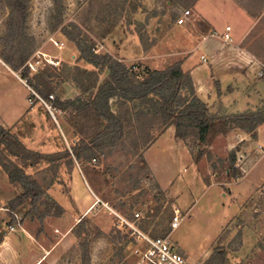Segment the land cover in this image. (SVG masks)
I'll return each mask as SVG.
<instances>
[{"label": "rangeland", "instance_id": "rangeland-1", "mask_svg": "<svg viewBox=\"0 0 264 264\" xmlns=\"http://www.w3.org/2000/svg\"><path fill=\"white\" fill-rule=\"evenodd\" d=\"M236 1L249 15L260 18L256 30L264 32V0ZM17 3L26 12L23 18L14 13L12 19L13 5ZM191 8L174 0H0V55L12 57L16 66L20 59L25 60L18 67L17 73L26 84L27 81L35 82L36 76L52 75L42 80V83L45 93L52 94L54 99L58 96L62 101L76 98L89 100V92L86 90L95 80L102 83L107 73L99 72L82 60L75 44L68 37L78 35L79 39L87 41L93 47L95 53L109 54L122 63L124 57L131 58L132 61L128 62L131 63L130 68L142 80L147 70H165L179 61V56L172 54L173 49H169L170 56H163L159 51L160 48L163 50L162 45L156 48L155 58L146 67L143 68L145 64L138 57L142 52L147 55L153 46H159L158 43H164L165 39L167 43L171 36L166 37L165 34L176 25L180 13ZM187 27L192 31L203 28L201 25L199 28L195 26L196 30L191 26ZM11 32L14 37L7 40ZM66 33L71 36H66ZM262 34L264 37V33ZM138 45L141 51L136 52L135 47ZM170 46L174 44L171 43L168 47ZM262 46L264 47V38ZM93 71H97L98 76L91 75ZM207 73L205 68L201 70L205 85L208 83ZM28 87L32 89L30 85ZM181 94L186 96L187 91L182 90ZM131 105L128 104L129 108ZM111 109H118L114 101ZM54 118L45 109L35 105L29 108L20 122L8 129L28 149L34 151L54 153L77 146L81 148L82 156L87 151L92 154V159L81 157L76 160L73 157V165L80 163L91 167L82 169V173L77 175L79 181L76 186L80 194L93 197V191L103 198L102 201L128 216L139 210L143 216L141 227L151 235H165L169 232L174 202V197L167 195L169 191L181 194L180 202L188 201V206L198 198L192 210L194 221L199 220L204 224L205 221L220 220V211H205L204 208L220 203L224 191L217 186L204 191L211 175L201 179L199 175L195 178L191 174V155L195 159L200 151H208L214 160L228 157L229 152L224 157L213 155L208 148L213 139L209 145H201L200 148L196 147L197 143L191 137L180 139L185 144L183 147L177 143L174 132L172 142L160 140L158 136L143 144L146 132L135 126H126L123 135L110 143L102 137L104 125L87 111L76 113L73 109H57ZM83 140L88 148L81 147ZM146 158L155 179L150 176L151 170ZM64 161L59 160L58 167L55 163L43 161L35 167L26 168L44 188V202L38 203L36 209H31L24 202L12 212L7 206L17 196L18 187L8 180L0 167L2 233L10 230V225H21L48 245L64 230L65 218L69 217H65V211L73 217L77 216L70 200L68 184L73 165L69 168ZM207 163L213 172L208 159ZM226 165V162L217 163V171L212 179L224 181ZM184 167L186 171H183ZM102 173L106 175L108 182ZM54 174L60 175L62 182L51 184ZM187 179L191 184H187ZM48 198L56 200L62 206L60 215L56 214V209L47 206L45 202ZM223 201L229 200L225 198ZM186 209L187 207L183 211ZM240 216L237 224L246 222L256 234L261 235L255 264H264V193H254L246 201ZM78 217L82 220L71 231L72 241L55 264L135 263L127 236L116 229L115 217L106 208L99 204L87 215ZM192 219L186 214L180 226L173 231L171 239L179 238L182 234L190 235L188 222Z\"/></svg>", "mask_w": 264, "mask_h": 264}, {"label": "crops", "instance_id": "crops-1", "mask_svg": "<svg viewBox=\"0 0 264 264\" xmlns=\"http://www.w3.org/2000/svg\"><path fill=\"white\" fill-rule=\"evenodd\" d=\"M191 12L195 26L199 28L201 25L202 30L192 31L187 26L177 24L171 27L165 34L166 37L171 36L167 39L168 44L164 38V43H158L159 46H153L147 55L142 52L138 57L145 64L143 68L151 63V59L156 56V48L162 45L163 50L160 48L159 51L163 56L171 55L169 49H173V55L179 56L182 70L190 74L196 97L206 104L210 114L235 115L260 110L264 106V79L257 77L258 62L264 60V32L256 30L260 18L249 15L236 0H197ZM226 28L229 30L226 31ZM212 33L215 35H211ZM224 34L229 35V41L223 39ZM171 43L174 46L169 48ZM135 48L136 52L140 50L139 45ZM121 56L124 57L122 54ZM122 61L130 67L131 63L128 62L132 59L124 57ZM203 68L208 70V76L205 74L208 77L207 85L204 84L201 74ZM24 81L0 55V127L10 128L27 115L30 108L27 102L29 87ZM174 132V127L170 125L158 139L172 142ZM176 141L185 146L180 139L176 138ZM236 147L235 165L241 171V176L236 179H212L215 172H211L206 157L201 156L195 160L191 155L192 176L197 178L199 175L204 179L211 175L204 191L213 186L224 191L220 203L204 208L205 211H220V220L205 221L204 224L199 220L194 221L192 210L198 198L188 206V201L180 202L181 194L170 191L167 194L174 197L172 205L192 219L188 222L190 235L182 234L179 238L171 239L177 250L191 261H199L200 264H255L258 257L261 235L256 234L246 222H237L245 209L246 201L256 192L264 193V123L257 126L256 138L238 127H233L227 133L215 136L208 148L213 155L224 157L226 152ZM146 162L151 170V178L155 179L148 158ZM84 168L91 169L78 163L73 165L69 174V195L77 216L73 217L65 211V217H69L63 216L66 219L64 230L48 245L23 226L10 225L11 229L2 233L0 264L57 262L72 241L71 231L80 221L78 216L87 215L95 207L92 206L96 198L103 200L93 191L91 197L80 194L77 190V175L82 173ZM183 171H186L185 167ZM102 175L108 182L106 175ZM188 179L189 185L191 182ZM101 195L103 197V193ZM225 198L229 201H223Z\"/></svg>", "mask_w": 264, "mask_h": 264}, {"label": "trees", "instance_id": "trees-1", "mask_svg": "<svg viewBox=\"0 0 264 264\" xmlns=\"http://www.w3.org/2000/svg\"><path fill=\"white\" fill-rule=\"evenodd\" d=\"M174 1L186 7H193L197 0ZM18 3L13 5L12 19L14 13L19 18H23L26 12V9ZM67 34L71 36L69 33H66V36ZM13 37V32H11L6 39ZM68 38L75 44L82 60L99 72L107 73V76L102 83L96 80L91 83L89 89L86 90L89 92V100L76 98L62 101L57 96L52 100L53 107L63 110L73 109L76 113L89 112L104 125L102 137L110 143L123 135L126 126H135L138 130L146 132L142 139L144 144L154 140L172 125L176 138L191 137L196 141V147L200 148L201 145H209L215 136L225 134L233 127H238L256 138L257 126L264 123V106L258 111L242 114L220 116L210 114L206 104L196 97L190 74L181 68L182 61L175 62L165 70H147L146 76L140 80L130 67L109 54L95 53L93 47L87 41L79 39L78 35ZM1 57L14 71H17L25 61L20 59L19 65L16 66L12 57L5 55ZM83 72L89 74L86 71ZM96 72L93 71L90 74L98 76ZM51 76H36L35 82L27 81V84L37 94L48 99V96L52 94L45 93L42 80ZM182 90L187 91L186 96L181 94ZM113 101L117 104L116 111L111 109ZM128 104H132L130 108ZM39 107L45 109L41 105ZM82 143L81 147L88 148L84 140ZM236 149L237 147L232 149L226 159L218 158L217 160L213 159L210 152L200 151L195 160L206 155L213 172L217 171V163L226 162L227 165L224 167L226 177L239 178L241 171L235 165ZM80 150L81 148L73 146L71 149L64 148L54 153L34 151L28 149L17 135L11 133L10 129L0 127V167L8 180L18 187L17 196L10 200L7 206L9 211H14L24 202L28 203L31 209H36L38 203L44 202V188L26 171V168L35 167L43 161L55 163L54 165L58 167L59 160L62 159L70 168L73 165V157L76 160L81 157L93 158L88 151L82 156ZM55 182H62L60 175L52 176L51 184ZM48 199L45 202L47 206L56 209V214L60 215L63 211L62 206L56 200ZM2 237L3 234L0 231V241Z\"/></svg>", "mask_w": 264, "mask_h": 264}, {"label": "built area", "instance_id": "built-area-1", "mask_svg": "<svg viewBox=\"0 0 264 264\" xmlns=\"http://www.w3.org/2000/svg\"><path fill=\"white\" fill-rule=\"evenodd\" d=\"M176 24L191 26L195 29L191 10H183L176 19ZM228 30L229 28H226V31ZM211 35H215V33ZM223 39L229 41V35L224 34ZM201 59L204 60L203 57H201ZM258 65L257 77L264 79V62H258ZM24 83H26V81H24ZM53 99V95H49L48 99H44L29 88L28 105L30 107L41 105L54 118V112H56L57 109L53 107ZM99 204L106 208L110 215L115 217L114 226L116 229L127 236L131 253L135 258L134 264H200L199 261H191L179 252L170 238L171 232L180 225L185 217V214H182L177 207L173 206V215L169 222V232L165 235H151L141 227V219L143 216L139 210L133 211L132 215L128 216L115 210L109 206L108 203L103 202L99 198L95 199L92 207Z\"/></svg>", "mask_w": 264, "mask_h": 264}]
</instances>
